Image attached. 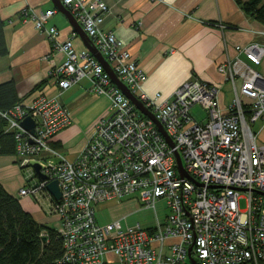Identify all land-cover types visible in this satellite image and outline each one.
<instances>
[{
    "label": "built area",
    "instance_id": "obj_1",
    "mask_svg": "<svg viewBox=\"0 0 264 264\" xmlns=\"http://www.w3.org/2000/svg\"><path fill=\"white\" fill-rule=\"evenodd\" d=\"M61 1L174 146L123 94L94 54L76 51L71 38L58 39L59 29L51 24L55 9L22 11L24 20L31 19L46 34L53 51L65 54L50 73L59 91L89 79L92 90L107 96L111 106V114L97 123L73 160L51 145L71 124L57 98L39 93L2 113L6 132L15 138L18 166L28 171L19 196L45 198L49 214L61 222L60 264H192L191 258L195 264H264V143L259 141L264 129V25L255 30L261 41L237 45L236 56L218 65L232 88V98L222 108V83L196 77L170 97L149 95L138 61L113 31L102 27L107 4ZM195 105L206 109L204 122L192 116ZM28 116L35 121L34 134L21 126ZM176 153L188 176L180 174ZM32 161L40 165L45 180L38 178ZM54 180L61 192L58 200L47 190ZM125 198L154 210L156 225L136 223L122 229L119 224L126 215L98 222L96 205ZM243 198L245 208L240 205ZM161 201L168 210L163 221L157 210Z\"/></svg>",
    "mask_w": 264,
    "mask_h": 264
},
{
    "label": "crops",
    "instance_id": "obj_2",
    "mask_svg": "<svg viewBox=\"0 0 264 264\" xmlns=\"http://www.w3.org/2000/svg\"><path fill=\"white\" fill-rule=\"evenodd\" d=\"M102 1L109 8L102 27L113 31L138 61L146 75L144 90L149 95L161 93L170 97L193 77L222 83L224 89L227 83L218 72V65L236 56L237 45L262 40L255 32L260 24L246 16L236 0ZM25 9H55L51 24L59 29L58 39L71 38L76 51L88 48L53 0H0V17L9 49L8 55L0 58V84L14 80L23 103L39 93L61 102L71 116V124L53 138L51 145L73 160L87 144L97 123L111 114L110 100L97 95L89 79L59 91L50 73L64 61L65 54L53 51L46 34L37 30L31 19L24 20ZM220 102L222 108L230 102L225 91ZM259 141L264 143V129ZM18 159L16 154L0 155V183L38 223L59 229L60 220L49 214L45 198L19 196L26 179ZM109 260L115 262V257L110 255Z\"/></svg>",
    "mask_w": 264,
    "mask_h": 264
},
{
    "label": "trees",
    "instance_id": "obj_3",
    "mask_svg": "<svg viewBox=\"0 0 264 264\" xmlns=\"http://www.w3.org/2000/svg\"><path fill=\"white\" fill-rule=\"evenodd\" d=\"M249 18L264 25V0H236ZM0 17V58L8 55ZM39 88V87H36ZM21 102L14 80L0 84V155H15V138L2 113ZM64 252L58 229L38 223L0 183V264H60Z\"/></svg>",
    "mask_w": 264,
    "mask_h": 264
},
{
    "label": "rangeland",
    "instance_id": "obj_4",
    "mask_svg": "<svg viewBox=\"0 0 264 264\" xmlns=\"http://www.w3.org/2000/svg\"><path fill=\"white\" fill-rule=\"evenodd\" d=\"M260 27V26H258ZM227 93L228 99L232 98V88L230 83H227L223 89ZM222 91V92H224ZM192 116L199 122H204L206 119V109L202 106L195 105L191 109ZM260 124L254 125V130H259ZM24 178L27 176V172L25 170L20 169ZM241 208L246 207V200L243 198L240 201ZM97 220L100 224H105L111 222L115 219L122 218L126 215V221L123 220L119 224L120 228H125L127 225H135L136 223H140L142 226L149 228L156 225L157 218L155 217V212L152 209H147L141 207L139 201L136 199H122L120 201H106L100 203L95 206ZM159 220L163 221L166 216L168 210L165 207V202L161 201L157 205ZM61 228V222L57 224Z\"/></svg>",
    "mask_w": 264,
    "mask_h": 264
},
{
    "label": "water",
    "instance_id": "obj_5",
    "mask_svg": "<svg viewBox=\"0 0 264 264\" xmlns=\"http://www.w3.org/2000/svg\"><path fill=\"white\" fill-rule=\"evenodd\" d=\"M54 5L56 8L63 13L70 21L71 25L74 27V29L79 33L81 38L85 41L86 47L88 50L94 54V56L98 59V61L104 66L105 70L110 74L113 82L119 87V89L123 92V94L137 107L138 110H140L145 116L152 119L156 125L158 126L160 132L165 137V139L169 142V144L173 147L174 144L171 140V138L168 136L167 132L164 130L162 124L156 119L154 114L147 109L144 104L129 90V88L122 83L114 73V71L110 68L108 62L106 59L101 55V53L94 47V45L91 42V39L87 36V34L83 31L81 25L75 20L73 15L70 13V11L64 6L61 0H53ZM86 39L88 42H86ZM21 126L28 130L31 133H35V121L30 117H26L21 121ZM177 163H178V170L182 176H188L186 172L183 169L181 158L178 153H176ZM31 166L33 167L36 175L38 178L43 181L45 180V176L40 172V165L36 161L31 162ZM47 190L55 197V199H60L61 192L58 185V182L56 180L51 181L47 185ZM191 251V248L189 249V253ZM190 255V254H189ZM192 264H195V260L191 258Z\"/></svg>",
    "mask_w": 264,
    "mask_h": 264
}]
</instances>
